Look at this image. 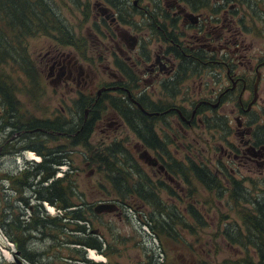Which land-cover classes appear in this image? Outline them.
Listing matches in <instances>:
<instances>
[{
    "label": "trees",
    "instance_id": "trees-1",
    "mask_svg": "<svg viewBox=\"0 0 264 264\" xmlns=\"http://www.w3.org/2000/svg\"><path fill=\"white\" fill-rule=\"evenodd\" d=\"M138 1L142 0H131L129 9L134 12L141 8L148 14V3L138 4ZM67 3L76 7L81 5L80 0H0V68L4 64H11L13 72L18 71L21 78L27 77L30 83L40 85L42 82L40 75L29 54L26 55L24 45L22 46L24 39L35 36H45L48 39L51 46L41 52H48L49 56L59 55L64 51L61 48L63 46L74 48L76 44L79 46L78 50L82 49L83 52L88 43L87 37L77 36L72 24L60 12L59 5L65 6ZM109 3H112V0H96L92 4L84 1L81 5L82 13L85 11L82 20L87 21L92 5L95 9L103 10L109 8ZM262 9L264 11V7ZM122 11H126V8ZM80 23L81 21L77 25ZM151 27L156 31V26ZM157 27V30L165 31L164 25L157 24ZM95 29L98 30L94 27ZM253 29L257 27L253 25ZM96 33L99 35L97 31ZM159 37L163 40L170 37V34H159ZM10 75L11 73H6L3 68L0 69V108L5 117V121L0 119V136H3L0 143L11 131L16 132L18 138L24 142L19 146L10 144L3 148L5 153L0 158L8 157L11 153L18 156L22 150L33 151L39 156L38 160L31 164L25 162L22 171L9 173L5 169L7 172L2 173L0 177H4V181L1 182L3 187H7L9 194L13 191L17 196L16 201L27 210L11 213L10 209H7L0 213V228L4 237L13 244L12 253L15 258L20 256L27 264H93L86 258L89 249L107 258L110 252H107L105 247L112 241L107 242L98 230L99 226L94 230L93 222L89 219L99 217L101 214L94 215L91 203L84 199L83 192L79 191L71 178L72 168L62 170L63 172L58 170L71 160L69 154L72 147L83 146L90 152V159L96 163L97 175L108 183L109 190L104 194L116 200H114L116 209L122 206L144 216L136 229L139 241L141 235L145 234L141 227L145 226L150 235L157 240L161 238L163 243L171 247V258L164 257V260H159L157 255L153 264H165L168 259L170 264H203L210 248L209 244H213L215 238L233 254L236 253L231 264H264V189L257 186L260 192L256 191L254 183L257 182L250 178V185L254 188L245 187L244 179L234 178L232 176L234 173L219 163L195 162L188 156L186 162H183V158L176 157L177 147L174 143L171 149L168 147L166 149L155 134L152 116L149 117L147 114L156 115L162 107L155 106L149 97H135V103L139 105L137 107L119 96L110 97L104 102L105 96L103 100L92 102L93 107L87 111V118L84 121L82 119L84 107L88 102L79 104L77 108L80 114L72 122L66 121L60 113L55 114L53 119L39 113L40 116L30 114L24 120L23 115L16 112L18 109L15 101L16 90L12 84L15 80H12ZM117 87L119 88L115 91L123 92L125 96L127 86ZM29 96L31 100L33 92L30 91ZM169 109L175 111V115H169L176 119H183L184 112L188 113V108ZM113 114L135 135L133 138L138 144L157 149L159 153L145 151L140 154L139 152L145 149L143 148L135 151L138 155L132 157V151L122 148L124 140H120V144L115 139L102 149L91 147L89 138L96 120ZM155 117L158 116H153ZM166 140L168 143L167 136ZM134 141L132 139L131 144ZM190 151L199 157L196 149ZM136 160L155 164L151 167L156 171L155 179L149 170L148 176L139 165L133 164ZM67 167H72L71 163ZM190 178L193 181V191ZM197 189L204 194L201 202ZM27 192L31 194L26 195ZM193 196L195 202L189 203ZM0 200L5 203L12 201L11 198L2 196ZM30 200L33 202L30 203ZM129 201H137L136 205H140L138 208L143 209L136 211ZM176 203H186L180 206L179 214L175 212ZM200 203L204 208L209 205L216 207L214 227L208 221V215L213 211H203ZM44 204L56 208L58 212L54 215L49 214ZM185 209L190 215V223L183 217ZM155 213L158 217L154 216ZM91 214L94 216H90ZM151 221H154L153 225ZM210 226L211 231L206 233L204 242L203 237H199L198 229ZM184 229L191 236L190 240H186V233L180 231ZM117 238L113 234L112 240ZM38 239L49 242L41 251H37L32 244ZM117 241L119 242V239ZM130 241L134 243V238H130ZM121 243L125 242L122 240ZM49 251L54 253H48ZM183 251H191L193 255L184 258ZM104 264H109V261L106 260Z\"/></svg>",
    "mask_w": 264,
    "mask_h": 264
},
{
    "label": "flooded vegetation",
    "instance_id": "flooded-vegetation-1",
    "mask_svg": "<svg viewBox=\"0 0 264 264\" xmlns=\"http://www.w3.org/2000/svg\"><path fill=\"white\" fill-rule=\"evenodd\" d=\"M157 1L152 0L148 3V14L141 8L136 9L139 13L142 12L141 14H137L136 10L133 12V15H138L146 21V31H142L143 27L138 22H136L138 28L134 31L130 30L125 25L124 16L120 12L113 11L110 6L101 12L92 5L95 17L100 19L97 21H104V28L101 31L104 41H108L104 45H102L103 41L98 42L97 39L90 41L96 44L97 48L99 45L102 46L111 56L109 63L112 66L105 67L109 81L93 84L97 87L93 91L84 88L82 93L80 90H75L74 93L66 96L77 112L80 103L88 102L84 107L83 121L87 118V111L93 107L92 102L103 100L105 96L104 102L110 97L119 96L127 99L129 103H133L132 98L135 102V97L147 96L155 106L162 107L157 111L158 114L148 116H152V123L160 122L161 126L153 123V127L159 141L166 149L167 147L171 149L173 143L186 153L196 149L198 156L200 155L199 159L204 164L207 161L213 164L219 163L232 173L235 170L244 171L263 179L264 97L259 95V89L264 86V50H258L255 54L246 50L252 46L253 25L257 27L260 37L264 38L262 9L264 2ZM157 24L164 25L165 31L157 30ZM151 25L156 26L154 27L156 31ZM165 33H169L170 37L162 40L159 34ZM88 36L91 37L89 34ZM87 47L88 45L83 51ZM72 51H62L55 56H49L48 52L39 54L43 68H47L45 76L54 92L69 91L80 84L84 86L91 79L93 60L80 59ZM95 54L96 60L106 55L103 53L99 55L97 50ZM80 56L84 57L83 52H80ZM118 85L127 86L128 91H125V96L123 92L115 91L119 88ZM224 106L227 107L224 109L225 113L221 115L217 111ZM255 106L262 109L256 130L253 124L255 120L247 118V114ZM171 107H190V109L188 113L184 112L185 118L176 119L169 115H175V111L169 109ZM166 109L169 111H164ZM72 114L77 113L68 112L69 116ZM110 116L102 117L95 122L94 129L101 126L102 142L111 135L108 128H120L124 130V134L130 133L132 139L136 141L133 138L135 135L123 121L117 120L115 114ZM153 116L158 117L153 118ZM63 117L67 119V116ZM167 117L170 119L168 120ZM104 118L107 119L106 127L102 125ZM0 119L5 121L3 115H0ZM171 124H175V128ZM191 132L197 135V145L190 142L192 139L188 135ZM166 136L167 139L172 136L168 143ZM180 137L183 139V144L179 142ZM135 141L132 144L127 142L131 145L130 150L145 148L139 153L145 151L159 153L157 149H150ZM8 143L9 140H5L0 144V156L5 153L3 148H6ZM135 153L138 155L137 152ZM144 162L148 166L155 165ZM148 170L155 179L157 176L155 169Z\"/></svg>",
    "mask_w": 264,
    "mask_h": 264
},
{
    "label": "rangeland",
    "instance_id": "rangeland-1",
    "mask_svg": "<svg viewBox=\"0 0 264 264\" xmlns=\"http://www.w3.org/2000/svg\"><path fill=\"white\" fill-rule=\"evenodd\" d=\"M81 5L84 3L86 0H80ZM89 1V4L93 3L96 0H87ZM255 2H264V0H253ZM145 2L150 3L152 0H142L138 1L137 3L140 4H145ZM110 7L113 9L115 12H120L124 18L126 19L125 25L129 27L130 30L134 31L138 28V25L136 22L140 23L142 28V31H146V21L144 19H141L138 15H133V12L129 9V4L131 5V0H112V3H109ZM81 5L80 7L72 6L69 3H67L65 6L59 5L60 12L64 16L65 19H68L71 24L72 28L75 30V34L77 36H80L83 38L84 36L87 37V42L86 45H88L87 49L83 51L84 57L80 56V52L78 50V44L72 49L69 48L68 46H63L61 48L64 49L65 52H71L74 54L76 53L80 59H84L86 61L93 60L94 65L91 73V79L86 82V84L79 85L77 87L74 86V89L69 90V91H64L61 92V90H56L55 92L52 90L51 84L48 83V79L45 77V72L47 70L46 67L43 68V63L40 61L41 59L39 58V54L42 53L41 51L44 50V48L50 47L48 39H46L45 36H35L33 38H28L24 39L22 42V46L24 45L25 47V53L26 55L29 54L31 57V61L34 63L40 78L42 80L41 84H32L28 81L27 77L21 78V76L17 73L13 72V67L11 64H4L1 66L3 70L10 74V77L12 80H15V82H12L16 92H15V101L18 105V109L16 112L19 114H22V119H27L30 114H33L35 116H40L43 115L44 117H49L50 119H53L54 114L60 113V115L63 117L64 115L67 116L66 121L72 122L75 119H77V115L80 114V112H77L74 105L71 103L68 94L74 93L75 90H80L81 93L84 92V88H87L91 91L95 90L97 87H94L93 84L101 82L106 83L109 81V77L105 72V67L109 66L111 67V56L108 53L105 52V50L102 48V46L99 45V47H96V44H93L90 40L95 41V39L98 40V42H102V45L106 44L108 40L104 41L105 38L101 34V29L104 28V23L102 21H97L100 20L99 18L95 17V10L91 7L89 8V16L87 21H83L82 17L85 14V11L82 13L81 10ZM123 8H126V11H122ZM81 21L80 25H77ZM96 21V23H95ZM79 27V28H76ZM95 28H98L96 30L99 35L96 33L94 30ZM91 35L87 36V35ZM124 35L125 37H128L125 34H121V36ZM252 46L248 47L246 50L247 52H251L255 54L258 50H264V38L260 37V33L256 29H252ZM129 38V37H128ZM247 43V42H246ZM111 44V43H110ZM90 45V47H89ZM95 50H97L98 54L100 55L101 53L106 54L104 57L102 56V59L96 60V54ZM72 55V54H70ZM18 62V58H17ZM85 66V65H84ZM0 68V69H1ZM86 69V68H85ZM28 71V70H27ZM98 80V81H96ZM96 81V82H94ZM30 91L33 92L32 99L30 100ZM259 95L264 97V86H261L259 89ZM73 98V97H72ZM230 106V105H228ZM227 106L221 107L218 109V113L221 115L225 113V108ZM190 107H188V110ZM68 112L72 113H77V114H72L71 116L68 115ZM40 115H39V114ZM262 113V109L260 107L255 106L252 111L247 114V118L251 120H255L254 127L255 130L257 129L258 120H259V115ZM2 109L0 108V115H2ZM107 117H111L110 115H107ZM104 118L102 121V125L106 127V121L107 119ZM169 120L170 117H167ZM157 125H160V122H155ZM175 128V126H173ZM10 129H6V131H9ZM110 130V137L109 138H103V134L101 132V126H97L91 133L90 138H89V145L91 147H98L97 149H102L105 146H109L113 140L115 139L116 142L120 140L123 141V147L126 150H130V144H127V142L132 141V135L128 133L127 135L124 134V130H120V128L114 129V128H108ZM173 132V130H171ZM172 137V136H171ZM171 137L168 138V140H171ZM188 137H190L192 140H190L191 144L197 145V140L196 137L197 135L193 132H191ZM3 138V136H0V140ZM5 140H9L8 145L10 144H17L19 146L24 142L23 139L18 138L17 133L11 131L9 132L5 137L4 140L1 142L3 143ZM179 142L183 144V139L182 137L179 138ZM0 143V144H1ZM121 144V143H120ZM7 145V146H8ZM175 145V144H174ZM118 146V145H117ZM177 147V152L175 153V156L178 158H183V162H186V156H188L191 160H194L195 162H201L199 157H197L196 153L190 152L186 153L180 146L175 145ZM173 147V144H172ZM171 147V148H172ZM196 148V147H195ZM132 151V150H130ZM131 156H136L135 151H132ZM21 155L14 156L13 153L8 154L7 156H3L0 158V177L2 173H5L8 170L9 173H18L22 171L23 167L26 165L25 162H28V164H31V162H35L38 160L39 156L34 153L33 151L30 150H22L19 151ZM89 151L85 149L83 146H74L72 147V152L69 154L71 157V160H69V163H71L72 167H67L69 163L63 164L60 169L58 170H68L72 168L71 173V178L72 180L77 184V187L80 192H83V197L86 201L91 203L92 207L95 203H99L101 201H111L114 202L115 199H112L108 195H105L104 192L109 190V185L108 183L102 181L100 179V176L97 175L96 173V163L94 160H91L89 157ZM16 154V153H15ZM200 156V155H199ZM202 163V162H201ZM133 164L139 165L144 173L148 172V169L150 166L146 165V163L141 160H136ZM63 172V171H62ZM148 175V173H147ZM149 176V175H148ZM234 178L237 179H244L245 181V187H249L253 189L250 185V179L256 180L257 183H254L256 186V191L260 192V189H264V178L260 180V177L258 176H253L252 174H248L247 172L244 171H237L235 170L234 174L232 175ZM4 177L0 178V196L4 198H11L12 201L5 203L0 200V213H4L7 209H10L11 213L13 212H21L23 210L26 212L27 210L23 207V205L20 202L16 201V195L12 191V193L9 194V191L7 190V187L4 188L2 185V181ZM190 181L192 183V191L193 189V181L190 178ZM249 182V183H248ZM77 190L79 194H81ZM199 192L198 198L201 200L203 199V193L199 189H197ZM31 194L30 192H27L26 195ZM260 194V193H258ZM192 199V200H191ZM189 200V203L192 201L195 202L194 196ZM116 201V200H115ZM118 201V200H117ZM33 200H30V203H32ZM130 202V201H129ZM116 203V202H115ZM133 205V208L136 211H140L143 208H138L140 205H136L137 201H132L130 202ZM186 203H176V209L175 212L179 214L178 212L180 211V206L185 205ZM199 204H197L198 206ZM219 205V203L217 204ZM45 209L47 212L51 215H54L55 212H58L56 208H53L52 206H48L47 204H44ZM201 208L203 211H213L209 213L208 218H209V223L212 224V226H215L216 223V215L214 212L216 211V207L208 206L207 208H204L203 205H201ZM15 207V208H14ZM120 208L117 210L115 209L114 211L111 212H106L108 214L104 213H99L101 214L99 217L96 218H89L93 222V227L94 230L96 227H100L98 229L102 235L104 236L105 239H107V242H111V244L105 249L107 252H110L106 257L101 255L100 253L93 251L94 255L100 257L98 259H93L89 257V252L86 253V258L90 259L93 264H104V262L107 260L109 261V264H153L154 259L158 255L159 260H164V257L171 258L172 256V249L169 245L166 243H163V240L160 238L157 240L155 237L150 235L146 231V227H141V229L145 232V234L141 235L140 241L138 238V232L136 229H138V224L141 222V219H143L142 213L139 215L133 210H128L125 209L122 206H119ZM94 215L98 216L96 212H93ZM118 213V215H117ZM231 213V211H229ZM58 214V213H57ZM185 216L184 219L187 223L191 222L190 215L187 214V211L185 209ZM91 214L90 216H94ZM155 217H158L157 213L154 214ZM233 216V215H232ZM102 222V223H101ZM151 224H154V221H151ZM90 227V226H89ZM179 227V226H178ZM140 230V229H139ZM179 230V229H178ZM181 232L186 233V240H190L191 236L187 234V230H180ZM208 231H211V226L207 227L206 229L204 227H201L198 229V234L199 237L202 236L203 240L205 242V236ZM113 234H115L119 239V242L117 239H113ZM183 239L184 237L181 236ZM130 238H134V243H131ZM123 242L125 243H121ZM188 242V241H186ZM33 246L37 249V251H41L44 249L49 242L45 241V239H38L33 241ZM210 248L207 251L205 257H204V263L203 264H231L233 257H235L236 253L233 254L232 251L226 247L222 242L219 241L218 238H215L213 241V244H209ZM14 246L13 244L7 240L0 228V264H27L24 260L21 259L20 256L18 259H16L12 253L14 251ZM163 252H162V249ZM48 253L53 254V251H49ZM193 253L191 251H183L182 256L184 258L191 257ZM18 262H15V259ZM157 259V260H158ZM165 264H170V260L168 259Z\"/></svg>",
    "mask_w": 264,
    "mask_h": 264
},
{
    "label": "water",
    "instance_id": "water-1",
    "mask_svg": "<svg viewBox=\"0 0 264 264\" xmlns=\"http://www.w3.org/2000/svg\"><path fill=\"white\" fill-rule=\"evenodd\" d=\"M100 11L102 12V9H100ZM133 43H134V41L132 42V44ZM132 102L137 106V103H135L133 100H132ZM147 115H151V114H147ZM146 162L147 163H151L149 161H146ZM115 209H116V206H115L114 202H99V203L95 204L94 207H93V210L96 213L111 212V211H114Z\"/></svg>",
    "mask_w": 264,
    "mask_h": 264
},
{
    "label": "bare ground",
    "instance_id": "bare-ground-1",
    "mask_svg": "<svg viewBox=\"0 0 264 264\" xmlns=\"http://www.w3.org/2000/svg\"><path fill=\"white\" fill-rule=\"evenodd\" d=\"M88 252H89L88 255H89L90 258H93V259L95 258V259H98V260H99L100 257L94 255V253L92 252V250H88ZM100 259H101V258H100Z\"/></svg>",
    "mask_w": 264,
    "mask_h": 264
}]
</instances>
